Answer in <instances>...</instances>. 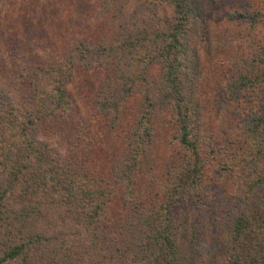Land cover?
I'll return each mask as SVG.
<instances>
[{"label": "trees", "instance_id": "16d2710c", "mask_svg": "<svg viewBox=\"0 0 264 264\" xmlns=\"http://www.w3.org/2000/svg\"><path fill=\"white\" fill-rule=\"evenodd\" d=\"M120 2L98 8L107 22L62 53L10 39L0 23V264H264V44L233 62L225 102L241 91L253 101L226 165L233 194L202 215L216 191L196 100L206 0ZM78 68L97 75L87 109L72 91ZM70 112L67 147L55 125ZM92 117L100 133L89 135ZM160 118L171 154L154 166L158 183L140 181ZM106 134L116 151L95 145Z\"/></svg>", "mask_w": 264, "mask_h": 264}, {"label": "rangeland", "instance_id": "374dc122", "mask_svg": "<svg viewBox=\"0 0 264 264\" xmlns=\"http://www.w3.org/2000/svg\"><path fill=\"white\" fill-rule=\"evenodd\" d=\"M119 4L120 0H8L5 11L1 13L0 23L10 39L19 43H25L24 39H27L32 46H41L51 53L57 50L62 53L67 50L69 43L78 41L82 35L93 34L94 28L98 29L107 22L100 10L106 11L103 9L109 6L108 9L113 11ZM204 12L206 32L199 33L194 45L198 69L203 76L196 87V100L202 137L209 143L204 144V147L214 150L205 167L216 191H212L209 197L202 200V208L199 210L201 214L212 216L214 211H217V205H224V197L233 194V177L227 172L226 165H229L231 147L238 141L240 134L243 116L238 115L239 111L241 108H248L250 101H253L251 94L241 91L234 99L237 104L229 105L225 102V88L233 76V62L245 59L255 50L258 43L264 44V25L256 22L258 18L264 19V0H206ZM250 22L253 25H250ZM12 48L13 45L8 40L5 51L10 52ZM150 73V78L158 77V69L152 67ZM74 75L72 91L80 97L82 108L87 109L88 102L92 100L88 97L96 88L97 75L93 71L79 68L75 70ZM65 118L64 123L56 122L55 128L62 131V141L70 147L71 134L74 133L78 120L74 112H70ZM90 121L93 129L89 135H94L100 131L97 125L99 120L92 117ZM166 123L167 119L160 118L153 124V140L148 149L149 161L140 168V181L150 179L149 175L157 180V183L161 179L158 177L160 174L153 170L156 171V162L160 163L171 154L170 145L173 141L171 133L167 130L169 125L166 126ZM81 137L89 138L84 133ZM98 137L96 146L104 138V142L109 145L106 144L108 149H118L117 140L113 137L107 134ZM143 193L147 194V190Z\"/></svg>", "mask_w": 264, "mask_h": 264}]
</instances>
